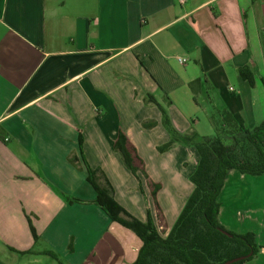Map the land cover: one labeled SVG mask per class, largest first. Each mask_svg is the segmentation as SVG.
Returning <instances> with one entry per match:
<instances>
[{
  "label": "crops",
  "instance_id": "obj_1",
  "mask_svg": "<svg viewBox=\"0 0 264 264\" xmlns=\"http://www.w3.org/2000/svg\"><path fill=\"white\" fill-rule=\"evenodd\" d=\"M262 78L264 0H0V264H131L140 243L94 203L84 162L128 214L145 222L148 209L165 237L198 155L184 144L158 151L170 139L160 110L197 141L227 130L222 115L252 129L264 122ZM119 132L159 185V220L148 181L113 149ZM245 182L228 172L218 222L252 233L259 252L245 264H264V211L235 205ZM166 190L174 197L161 203Z\"/></svg>",
  "mask_w": 264,
  "mask_h": 264
},
{
  "label": "trees",
  "instance_id": "obj_2",
  "mask_svg": "<svg viewBox=\"0 0 264 264\" xmlns=\"http://www.w3.org/2000/svg\"><path fill=\"white\" fill-rule=\"evenodd\" d=\"M239 76L254 85L253 74L248 67L238 69ZM264 87V78H262ZM162 125L170 136L169 141L158 148L166 152L175 144L189 145L195 148L198 164L189 177L193 190L186 200L174 225L163 237L156 228L151 212L146 210V221L141 222L128 214L113 198V192L98 170L90 169L84 162L86 181L95 192L94 203L114 224L130 231L139 241L136 258L131 264H223L242 258L232 264H245L259 252L255 236L252 233L235 234L225 230L218 222L220 204L219 195L229 171L233 170L244 176L264 175V122L252 129L244 126L238 115H222L227 122V130L222 128L210 137L197 141L194 133L181 135L172 127L165 112L161 109ZM155 122L143 123L144 128H153ZM113 149L120 155L122 164L129 173L139 180V174L148 181L142 161L136 156L135 149L122 133H118ZM68 162L77 167L74 156ZM103 180V183L100 181ZM150 196L155 203L159 185L148 181ZM141 195H144L139 186ZM71 203V199H66ZM156 211L160 213L155 204ZM160 216V215H159ZM34 241L37 238L33 235ZM19 255L35 254L28 250L14 251ZM39 255L58 261L50 251Z\"/></svg>",
  "mask_w": 264,
  "mask_h": 264
},
{
  "label": "rangeland",
  "instance_id": "obj_3",
  "mask_svg": "<svg viewBox=\"0 0 264 264\" xmlns=\"http://www.w3.org/2000/svg\"><path fill=\"white\" fill-rule=\"evenodd\" d=\"M247 178V183L245 185L242 184L241 187L237 188L239 190V195H241V199L235 203L236 207H240V209L245 208H252V209H262L264 211V175L261 176H245ZM253 181V184L251 185V182ZM240 189L242 190L240 194ZM150 196V191L148 192ZM183 193V192H182ZM177 194V193H176ZM181 194V193H180ZM174 197V193L169 191H163L159 196V201L162 203V201H166L168 198L172 199ZM151 198V196H150ZM152 200V198H151ZM153 202V200H152ZM154 206L155 204L158 207L159 212H161V206L158 205L155 198V203L153 202ZM177 206V205H176ZM161 207V208H160ZM158 220L160 219L159 214H157ZM46 263L49 264H55V262L45 259Z\"/></svg>",
  "mask_w": 264,
  "mask_h": 264
},
{
  "label": "water",
  "instance_id": "obj_4",
  "mask_svg": "<svg viewBox=\"0 0 264 264\" xmlns=\"http://www.w3.org/2000/svg\"><path fill=\"white\" fill-rule=\"evenodd\" d=\"M239 260H242V258H237V259H233V260H230V261H226V262L223 263V264H232V263L237 262V261H239Z\"/></svg>",
  "mask_w": 264,
  "mask_h": 264
},
{
  "label": "built area",
  "instance_id": "obj_5",
  "mask_svg": "<svg viewBox=\"0 0 264 264\" xmlns=\"http://www.w3.org/2000/svg\"><path fill=\"white\" fill-rule=\"evenodd\" d=\"M178 2L182 4V3L184 2V0H178ZM178 61H179L180 63H183V62H184V60H178Z\"/></svg>",
  "mask_w": 264,
  "mask_h": 264
}]
</instances>
